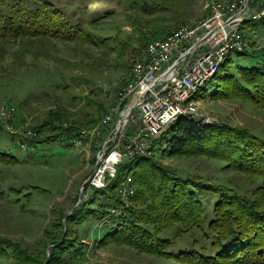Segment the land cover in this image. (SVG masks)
Returning <instances> with one entry per match:
<instances>
[{"label": "trees", "instance_id": "obj_1", "mask_svg": "<svg viewBox=\"0 0 264 264\" xmlns=\"http://www.w3.org/2000/svg\"><path fill=\"white\" fill-rule=\"evenodd\" d=\"M88 1L90 0H0V42L8 46L13 41L22 45L25 42L36 44L41 41L77 43L80 39L87 38L95 41L87 29L96 25V21L90 19L91 14L86 12L84 4H80ZM261 1L263 0H251V4L256 5ZM146 9L130 5L126 8L127 11L140 12L141 16L149 13ZM108 17L104 16L103 19ZM146 22L151 23V20ZM153 23L154 21L149 26L142 23L136 25L134 34L141 45L146 46L149 42L162 39L171 33L165 34L166 29L159 31L160 27L153 26ZM246 24L250 27L242 26L241 33L244 29L245 35H254L256 26ZM111 39L109 41H115L113 37ZM113 46L114 49L121 48L116 41ZM100 48H96L98 53L96 60L90 64V70H99L97 67L103 71L119 70L121 60L126 57L130 61L135 53L129 40L123 47L125 49L119 51L107 45L102 50ZM128 48L131 51L121 55ZM28 49L24 55L30 57L29 59L37 58ZM254 50L250 52L246 49L228 57L210 80L216 83L198 90L196 101L201 94L202 98L210 97V100L215 101L234 100L264 111V50ZM117 55L121 56L116 57ZM14 57V65L17 58L24 59L18 57V54ZM232 58H241L247 64L233 68L230 64ZM143 60L144 53L137 62ZM16 66L21 68L24 65ZM129 75L130 72L120 88L115 90V99L129 80ZM207 91L211 93L206 94ZM94 93L95 91L90 92L88 97H94ZM46 97L49 98L48 95ZM41 100L33 98L32 103ZM83 101V108L77 112L67 110L69 108L66 109L58 100L53 101L52 107L45 114L47 120L42 122L41 127L53 126L61 129V137L65 138L62 141L69 143L78 136V131L95 130L106 111L102 104L90 102L91 99L83 98ZM47 103L50 102L46 101L45 104ZM115 104L116 100L110 106ZM33 134L36 136L37 132ZM151 143L150 157L122 161L117 166L115 178L108 180L104 189L92 190L90 199L72 210L65 219V233L62 234L61 224H57L59 232L55 233V237L43 235L34 244L32 252L23 243L0 238V264H97L89 262L84 255L73 256L81 243L69 246L68 237L71 231L68 225L75 221L74 217L80 212V207L94 201L97 205L87 213L85 221H97V226L102 224V227L97 228L98 231L101 228L105 230L97 242L102 246L112 244L134 248L142 254L168 258L177 264H264V137L252 133L246 127L210 125L194 118L180 117L170 123L165 132ZM93 145L99 149L97 143L94 142ZM198 157L216 160L222 165V171L260 181L254 202L247 201L241 188L200 185L187 178L188 175L176 176V172L160 164L161 158ZM11 159L16 161L13 155L0 153V164H11ZM126 176L132 179L134 196L124 205L119 200L117 189ZM88 188L86 184L82 197ZM201 195H212L218 197L219 201ZM110 209L117 210L118 215H110ZM173 226H178L179 232L196 228L206 250L184 248L166 252L168 244L158 235Z\"/></svg>", "mask_w": 264, "mask_h": 264}, {"label": "rangeland", "instance_id": "obj_2", "mask_svg": "<svg viewBox=\"0 0 264 264\" xmlns=\"http://www.w3.org/2000/svg\"><path fill=\"white\" fill-rule=\"evenodd\" d=\"M233 1L236 0H90L80 4H84L86 12L91 14L89 18L96 21V25L87 29L95 41L87 38L65 44L41 41L36 44L25 42L22 45L18 42L20 47L17 41L8 46L0 42V105H11L15 110L13 117L6 124L0 125V153L16 158V161L11 159V164H0V238L23 243L32 252L34 244L43 235L55 237V233L59 232L57 224H61L62 234L65 233V219L73 212L81 193V185L96 165L97 148L93 145L95 138L75 146L73 142L62 141L65 138L61 137V129L41 127L42 122L47 120L45 114L52 107L53 101L58 100L66 109L69 108L67 110L77 112L84 106L83 98H88L92 100L90 102L102 104L107 114L118 104V93L115 99V90L120 88L134 62L140 60L144 53L145 44L141 45L134 34L136 25L142 23L149 26L154 21L153 26L160 27L159 31L166 29L164 32L167 34L182 25L201 20L207 15V8L212 3ZM129 5L142 10L147 8L145 11L149 13L141 16L140 12L127 11ZM104 16L109 17L104 20ZM146 20H151V23ZM248 23L256 26V33L245 35L243 29L241 34L246 40L247 51L264 50V22ZM243 26L250 27L246 23ZM112 37L120 49H114L115 41H109ZM128 40L135 55L133 59L130 55V61L124 57L119 70L103 71L99 67V70L89 69L92 61L96 60V48H100V45H103L101 50L107 45L119 51L125 49L123 47ZM27 48L40 59L25 56ZM130 51L128 48L121 55ZM15 54L24 59L17 58L14 65ZM17 64L24 66L19 68ZM230 64L234 68L247 62L241 58H232ZM213 83L207 82L201 90ZM93 91L94 97H88ZM210 91L206 94H210ZM33 98L43 100L32 103ZM115 100L116 104L110 106ZM46 101L50 103L45 104ZM197 107L196 112L202 117L201 123L246 127L252 133L264 137V111L250 104L234 100L215 101L210 100V97L202 98L200 94ZM132 115L137 124L138 112L134 110ZM116 121L117 118H114L110 128H113ZM130 128L134 129L133 126ZM28 132L32 133L29 137ZM33 132H37L36 136ZM102 138L95 143L99 145ZM160 164L176 172V176L188 175L187 178L200 185L241 188L249 202H254L255 191L260 184L254 178L222 171V165L209 158H161ZM92 194L88 188L81 203L87 202ZM201 196L219 201L218 197L212 195ZM95 205V201L82 205L74 217L75 221L68 225L71 230L69 246L81 243L73 256L84 255L89 262L97 264H177L168 258L142 254L134 248L98 244L100 236L105 233L104 228L98 231L100 225L97 226V221H85L87 213L95 209ZM158 236L168 244L165 249L168 253L184 248L206 250L196 228L179 232L178 226H173ZM46 256L48 258L49 254Z\"/></svg>", "mask_w": 264, "mask_h": 264}, {"label": "built area", "instance_id": "obj_3", "mask_svg": "<svg viewBox=\"0 0 264 264\" xmlns=\"http://www.w3.org/2000/svg\"><path fill=\"white\" fill-rule=\"evenodd\" d=\"M208 7L210 15H205L202 23L194 25L192 29L171 32L162 39L149 42V49L144 51L140 69H133L132 65L129 80L125 88L120 90L116 111L107 114L101 135L93 136L95 142L101 136L103 138L97 150V171L87 182L89 189L106 181L114 172V165L119 164L120 160L148 155L145 153V146L153 141L154 134L168 124L174 113L189 114L201 120L193 103L187 104L185 108H177L180 95L201 82V78L209 73L211 63L220 59L223 51L239 52L248 48L246 40L238 37L234 30L237 19L264 18V2L255 6L250 0H236L231 6L212 3ZM196 43L198 46L194 51L172 68L174 62ZM134 110L139 115L137 124L132 115ZM129 111L130 114L125 119ZM14 114V108L0 105V125L6 124ZM114 118H117L116 124L110 128ZM27 135L29 137L32 133ZM75 142L77 145L83 143ZM131 180L130 176L127 177L117 189L119 200L124 205L128 204L125 203V194H128ZM109 212L114 216L119 213L111 209Z\"/></svg>", "mask_w": 264, "mask_h": 264}, {"label": "bare ground", "instance_id": "obj_4", "mask_svg": "<svg viewBox=\"0 0 264 264\" xmlns=\"http://www.w3.org/2000/svg\"><path fill=\"white\" fill-rule=\"evenodd\" d=\"M232 3H236V1L223 2V3H218V4H220V6H231ZM207 15H210V7L207 8ZM262 20H264V18H239V19H237V22H234V30H236V35H238V37H240V38H243L242 34H241V31H240L242 26H243V24L248 23V22L262 21ZM202 22H203V18L201 20H199L198 22H193L191 24L182 25L177 30H175L173 32H178V30H181V29H192V27H194V25H197L198 23H202ZM246 47H247V43H246ZM145 49H149V43L145 46ZM242 51H244V50H241L239 52H242ZM236 53H238V51H235V50H225V51H223L222 54H221L220 59H218L216 62L211 63L209 73H207L204 78H201V82H197L194 86L190 87L189 92H186L185 94L180 95V99H179V101H177V108H185V106L187 104H192L193 103V105L195 107V112H196L197 108H198L197 107V101H196L197 91L200 90L207 82H209L216 75V73L218 72L220 66L223 65V63L227 60L228 57H230L233 54L235 55ZM133 69H140V62H136L135 64H133ZM125 86H126V84H125ZM125 86L123 88H125ZM119 94H120V92L118 93V96H119ZM116 106L114 108H112L110 110V112H108L107 114H110V113L116 111ZM107 114H105L102 117V119H101V121L99 123V126L95 130H93L91 132H88V131H80L79 132L78 131V136H76V138H74L71 142H73V144L75 146H78L75 141L82 142L84 140H91V139H93V136L99 135L100 134V130H101L102 126H103V122L106 121ZM180 117H184V118L185 117H190V118H194L195 119V116H190L189 114L174 113L173 118H171V120H169L168 124H166V126L161 128L158 133L154 134L153 141L158 139L161 136V134L163 132H165L166 128L168 127V125L170 123H172L174 120H176L177 118H180ZM28 133H31V132H28ZM151 144H153V143H151ZM151 148H152V146H151ZM151 148H150V144L148 146H145V153H148V155L130 156L128 159H125V160L126 161L127 160L134 161L135 159H138V158L150 157L149 155H151V152H150ZM122 161H124V160H120L119 164ZM119 164H115L114 165V172L111 173V175L108 177V179H106V181L97 184L96 187L91 188V190L94 191V190H102V189H104L107 186L108 180H112L113 178H115L116 169H117L116 166L119 165ZM95 171H97V164L95 165V167L93 169L92 175L95 174ZM127 177H129V176H126L124 178V181L122 182V184H124V182L127 180ZM133 194H134V187H133L132 180H131V183H129V186H128V194H125V203H128L129 199L132 198V196H134Z\"/></svg>", "mask_w": 264, "mask_h": 264}, {"label": "water", "instance_id": "obj_5", "mask_svg": "<svg viewBox=\"0 0 264 264\" xmlns=\"http://www.w3.org/2000/svg\"><path fill=\"white\" fill-rule=\"evenodd\" d=\"M197 46H198V43H196L194 46H192V47H191V48H190V49H189V50H188V51H187V52H186L181 58L177 59V60L174 62L172 68H174L175 66H177L178 64H180L181 61H182L184 58H186L191 52H193L194 49H195ZM157 89H158V88H157ZM129 114H130V111H129V113L126 115L125 119L128 118ZM92 173H93V171H92ZM92 173H91V175H92ZM91 175H90V176L88 177V179H87V180L81 185V190H80L81 193L79 194L78 201H77V203H76V205H75L74 208L78 207L79 204L81 203L83 189H84L85 185L87 184L88 180L90 179ZM74 208H73V209H74Z\"/></svg>", "mask_w": 264, "mask_h": 264}, {"label": "crops", "instance_id": "obj_6", "mask_svg": "<svg viewBox=\"0 0 264 264\" xmlns=\"http://www.w3.org/2000/svg\"><path fill=\"white\" fill-rule=\"evenodd\" d=\"M263 2V1H262ZM262 2H258L255 6H258V5H260Z\"/></svg>", "mask_w": 264, "mask_h": 264}]
</instances>
